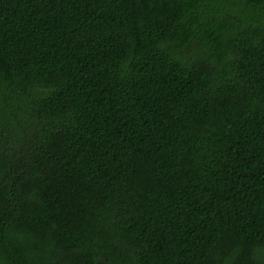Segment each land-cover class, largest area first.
Listing matches in <instances>:
<instances>
[{
	"label": "trees",
	"instance_id": "1",
	"mask_svg": "<svg viewBox=\"0 0 264 264\" xmlns=\"http://www.w3.org/2000/svg\"><path fill=\"white\" fill-rule=\"evenodd\" d=\"M0 264H264V0H0Z\"/></svg>",
	"mask_w": 264,
	"mask_h": 264
}]
</instances>
